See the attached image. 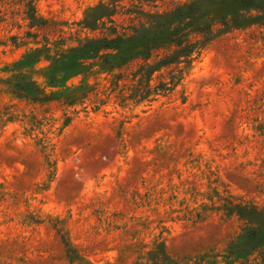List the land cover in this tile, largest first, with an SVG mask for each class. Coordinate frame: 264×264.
Segmentation results:
<instances>
[{"label":"rangeland","instance_id":"374dc122","mask_svg":"<svg viewBox=\"0 0 264 264\" xmlns=\"http://www.w3.org/2000/svg\"><path fill=\"white\" fill-rule=\"evenodd\" d=\"M190 1L0 0V264L260 260L236 255L264 233V25L214 33L149 77L142 60L98 59L46 75Z\"/></svg>","mask_w":264,"mask_h":264},{"label":"trees","instance_id":"16d2710c","mask_svg":"<svg viewBox=\"0 0 264 264\" xmlns=\"http://www.w3.org/2000/svg\"><path fill=\"white\" fill-rule=\"evenodd\" d=\"M252 24L264 25V0H192L165 13L152 15L147 24L132 27L129 34L86 40L68 53L53 58L46 75L53 86L58 81V74L79 73L87 60L98 59L109 70L119 69L133 60H142L137 72L149 77L163 66L191 59L192 54L209 42L214 33ZM158 50H162V54L150 61L153 51ZM171 78V85H175L177 76L172 75ZM29 84L30 88L22 89L44 96L35 81L30 80ZM157 89L167 91L171 86L163 82ZM141 92L138 95L143 96ZM248 234L247 241L252 243L236 258L258 251L260 260L254 264H264V233L255 228Z\"/></svg>","mask_w":264,"mask_h":264}]
</instances>
